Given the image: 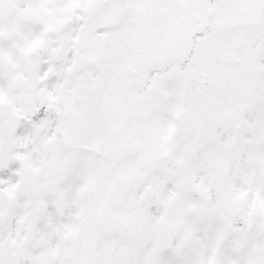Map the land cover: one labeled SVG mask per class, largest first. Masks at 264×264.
<instances>
[{"label":"snow or ice","instance_id":"snow-or-ice-1","mask_svg":"<svg viewBox=\"0 0 264 264\" xmlns=\"http://www.w3.org/2000/svg\"><path fill=\"white\" fill-rule=\"evenodd\" d=\"M0 264H264V0H0Z\"/></svg>","mask_w":264,"mask_h":264}]
</instances>
